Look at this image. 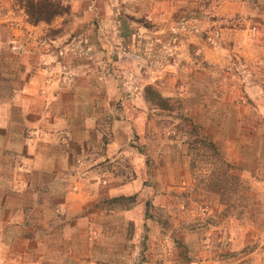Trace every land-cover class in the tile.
Segmentation results:
<instances>
[{
    "label": "rangeland",
    "instance_id": "obj_1",
    "mask_svg": "<svg viewBox=\"0 0 264 264\" xmlns=\"http://www.w3.org/2000/svg\"><path fill=\"white\" fill-rule=\"evenodd\" d=\"M27 1L0 0V264H264V0ZM49 61L53 123V89L15 100Z\"/></svg>",
    "mask_w": 264,
    "mask_h": 264
},
{
    "label": "crops",
    "instance_id": "obj_2",
    "mask_svg": "<svg viewBox=\"0 0 264 264\" xmlns=\"http://www.w3.org/2000/svg\"><path fill=\"white\" fill-rule=\"evenodd\" d=\"M42 56L44 57V59H46L47 55L43 54ZM56 67L57 66L53 65L49 61V62H43L41 64H38V67L36 68V72L33 71L34 68L28 69V72L26 73V78H25L26 81H25V83H23L24 89L15 91L16 93H18V94H16V99H15L16 101L21 100L23 102V100L26 99V101L28 100V102H29V97H33L34 95H40L42 93L44 94V93H47L48 90L51 91L53 89L52 94L49 93V98H48L49 101H48V103L44 104V108H43L42 113H40V112L34 113V110H30L29 108L27 109V111H28L27 113L37 115V116L45 119V122L48 121V118H52V116H53L54 121H52V123L55 122V120L58 121L59 119H58V116H56L52 112V108L49 105L51 104L52 101L59 99L60 96L62 95L60 92H57V90H55V89H57L56 85H58L59 89H61V87L59 85L61 83V80L59 79V77L54 75V69ZM39 73H42V77H38ZM36 79H38L39 81L38 80L36 81ZM39 85H41L44 89V90H42L43 91L42 93L39 90ZM51 95H52V97H51ZM1 100L2 99L0 97V118H2V120H4L6 118V116L7 117L11 116L12 112H11L10 108L8 109L7 106L2 104ZM16 105L19 106L20 103H18ZM8 111L10 112L9 114H8ZM39 123H41V122H39ZM32 125H33L32 127H35V128L38 127L35 124H32ZM70 130H74V129L71 128ZM35 133L36 132H33L32 135H34ZM71 133H72V131H71ZM32 142H34V141L30 137V139H28V141L26 142V144H27L26 150L27 151H29L28 143L32 144ZM0 143H4V141L0 140ZM35 149L36 148L33 147V144H32V146L30 147V151L28 153H32V155H36L37 152ZM0 150H4V149H0ZM35 160H36V157L34 159H32V161H35Z\"/></svg>",
    "mask_w": 264,
    "mask_h": 264
},
{
    "label": "trees",
    "instance_id": "obj_3",
    "mask_svg": "<svg viewBox=\"0 0 264 264\" xmlns=\"http://www.w3.org/2000/svg\"><path fill=\"white\" fill-rule=\"evenodd\" d=\"M26 10L30 19L35 24L45 22L51 23L54 19L65 14L68 9L52 0H42L35 2L28 0L26 2ZM162 100L161 98H159ZM212 144V142H209Z\"/></svg>",
    "mask_w": 264,
    "mask_h": 264
}]
</instances>
